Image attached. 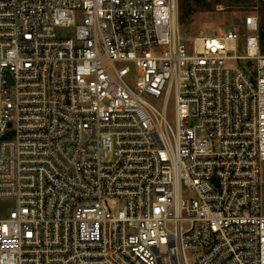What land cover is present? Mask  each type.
Instances as JSON below:
<instances>
[{"label": "built area", "instance_id": "1", "mask_svg": "<svg viewBox=\"0 0 264 264\" xmlns=\"http://www.w3.org/2000/svg\"><path fill=\"white\" fill-rule=\"evenodd\" d=\"M0 202V264H264L259 10L0 0Z\"/></svg>", "mask_w": 264, "mask_h": 264}, {"label": "rangeland", "instance_id": "2", "mask_svg": "<svg viewBox=\"0 0 264 264\" xmlns=\"http://www.w3.org/2000/svg\"><path fill=\"white\" fill-rule=\"evenodd\" d=\"M258 9L264 20V0H178V18L184 39L201 33L217 37L233 30H241L244 17ZM11 203L0 202V219L7 218Z\"/></svg>", "mask_w": 264, "mask_h": 264}]
</instances>
